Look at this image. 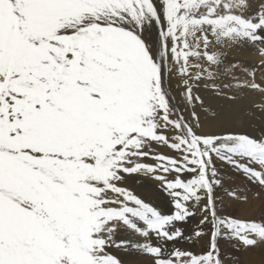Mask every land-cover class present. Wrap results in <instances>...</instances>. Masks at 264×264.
Wrapping results in <instances>:
<instances>
[{
    "label": "snow or ice",
    "instance_id": "obj_1",
    "mask_svg": "<svg viewBox=\"0 0 264 264\" xmlns=\"http://www.w3.org/2000/svg\"><path fill=\"white\" fill-rule=\"evenodd\" d=\"M237 48L257 62H230ZM202 92L256 94L264 114V0H0V264H124L113 250L129 248L225 264L221 240L264 245L249 208L264 205V121L206 130Z\"/></svg>",
    "mask_w": 264,
    "mask_h": 264
},
{
    "label": "rangeland",
    "instance_id": "obj_2",
    "mask_svg": "<svg viewBox=\"0 0 264 264\" xmlns=\"http://www.w3.org/2000/svg\"><path fill=\"white\" fill-rule=\"evenodd\" d=\"M257 55L255 52H253L251 49L248 48H237L229 52L228 54V60L230 62H241L245 64L246 62H249L251 64H254L257 62ZM249 64V65H251ZM247 65V64H246ZM202 95V94H201ZM245 100L243 104H240L238 108L234 109L235 102H226V101H221L219 102L222 104L221 108H227L231 112L229 115V118L226 119L225 121H219L221 123L210 125L206 121L207 125L206 130H210L212 128L218 127V126H224V127H229L234 130H239V131H245L249 130L251 128H256L258 129L261 126L262 121H264V114H261L256 108L255 105L260 102V97L256 94H251V93H245ZM206 102L210 105V103L206 100ZM248 109H246V107ZM235 110V111H234ZM234 111V112H233ZM237 112H242L241 114H236ZM227 170V171H226ZM222 174L226 177L230 178V176H235L232 173V170L229 169L227 166H222L221 167ZM225 171V172H224ZM229 171V172H228ZM231 174V175H230ZM132 186L134 187L135 191L142 196L146 200V202L152 203L154 206H157L160 208L162 211L167 212L169 207H170V202L169 199L166 197V194H164L161 189L159 188L158 182L154 180H150L145 177H139L133 181L130 182ZM235 207V206H229L228 211H230L232 214L237 215L241 214L240 209ZM240 211V212H239ZM194 223V222H193ZM192 225H188L190 228ZM117 239H132L134 240L135 237H131L128 233L126 232H121L118 236ZM228 245L227 251L224 250L223 247ZM220 247L221 251L223 252V257L226 261L230 262L229 264H237L239 262V259L237 256L234 254H229V248H238L236 243L234 241H229V240H221L220 241ZM114 254L118 255L124 262V264H131L129 263V259L133 258L134 256L140 255L138 252L132 250V249H127V250H122V249H114ZM134 253H133V252ZM136 253V254H135ZM132 254V256H130ZM126 256V257H125ZM129 257V258H128ZM138 257H143V256H138ZM136 261L134 264H144V259H134ZM235 260V262H234ZM237 261V262H236ZM264 264V263H262Z\"/></svg>",
    "mask_w": 264,
    "mask_h": 264
},
{
    "label": "bare ground",
    "instance_id": "obj_3",
    "mask_svg": "<svg viewBox=\"0 0 264 264\" xmlns=\"http://www.w3.org/2000/svg\"><path fill=\"white\" fill-rule=\"evenodd\" d=\"M245 64H247V65H249V64H251V63H249V62H246ZM203 96H204V98H205V100H207L209 103H210V105H211V107H212V109L214 110V111H216L217 112V118L215 119V120H207V122L208 123H210V125H214V124H218L219 125V123H221V122H219V121H225L226 119H228L229 118V115L231 114V112H229L230 110L229 109H227V108H221V106H222V104H220L219 102H221V101H219V100H216V99H214L209 93H207V92H202L201 93ZM244 102H246V100H245V95H241L240 96V98L239 99H237V101H235V106H234V109H236V108H238V106L240 105V104H243ZM246 107V106H245ZM246 109H248L247 107H246ZM235 111V110H234ZM233 111V112H234ZM242 112H237L236 114H241ZM210 125H207L206 124V126H210ZM227 171V170H226ZM225 172V171H224ZM229 172V171H228ZM231 175V174H230ZM226 178V177H225ZM226 181H229V182H234L233 184H232V186L233 187H236V186H238V185H242V181L241 180H239L236 176H230V178L228 177L227 179H226ZM231 206L233 207V206H235V207H237V208H239L240 210H241V205H238V204H231ZM249 208L250 209H255L256 210V212L258 213L259 211H261V210H264V205H262L261 204V202H259V201H256V200H252V202H251V205L249 206ZM238 209V210H239ZM228 210V209H227ZM240 212V211H239ZM230 241V240H229ZM232 242V241H231ZM226 244V243H225ZM226 247H228V245L226 244V246L225 247H223L224 248V250L225 251H227V248ZM131 249V248H130ZM229 250V254L231 255V254H234L235 253V255L237 256V258L239 259V262H237V264H262V263H264V245H260L259 247H256V248H251V249H247V250H245V249H243V248H229L228 249ZM133 252V251H132ZM222 252V251H221ZM134 253V252H133ZM136 254V253H135ZM222 254H223V252H222ZM130 256H132V254L130 255ZM138 256H140V255H138L137 254V256H134V254H133V258H130L128 261H129V263H131V264H134L135 262H132V261H136V260H134V259H138V258H140V259H145L144 257H138ZM126 257V256H125ZM129 258V257H128ZM234 262H235V260H234ZM230 262H228V261H226L225 260V264H229ZM137 264V263H136Z\"/></svg>",
    "mask_w": 264,
    "mask_h": 264
}]
</instances>
